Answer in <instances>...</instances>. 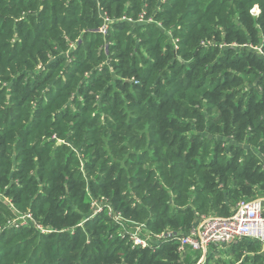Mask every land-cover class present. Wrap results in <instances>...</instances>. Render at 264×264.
<instances>
[{"label":"trees","instance_id":"trees-1","mask_svg":"<svg viewBox=\"0 0 264 264\" xmlns=\"http://www.w3.org/2000/svg\"><path fill=\"white\" fill-rule=\"evenodd\" d=\"M261 194L264 0H0V264H191L113 215L183 235Z\"/></svg>","mask_w":264,"mask_h":264},{"label":"built area","instance_id":"built-area-1","mask_svg":"<svg viewBox=\"0 0 264 264\" xmlns=\"http://www.w3.org/2000/svg\"><path fill=\"white\" fill-rule=\"evenodd\" d=\"M103 19L104 25L100 31L105 33L110 19L105 14ZM92 205L94 215L100 210V206L96 202H92ZM108 214L110 215L111 213L109 212ZM16 220H19V222L17 223ZM113 220L119 226L121 234L125 237L127 236L132 245L152 247L153 244L159 243V241L171 238L176 239L177 253L181 261L187 254L192 256L200 252V257L196 262L204 264L208 256L206 253L208 249L214 246L235 243L243 238L253 239L264 246V209L258 198H242L238 200L232 213L227 216H202L183 235L164 232L153 233L143 223H133V226L127 229L125 221L119 214L113 215ZM29 221L34 222L31 214L26 213L15 218L10 224L14 223L13 225L19 226ZM36 226L41 232H47L38 224Z\"/></svg>","mask_w":264,"mask_h":264},{"label":"crops","instance_id":"crops-1","mask_svg":"<svg viewBox=\"0 0 264 264\" xmlns=\"http://www.w3.org/2000/svg\"><path fill=\"white\" fill-rule=\"evenodd\" d=\"M256 198L260 199L261 203H262V206H263V209H264V194H261L259 196H257ZM234 210V208L232 209V211ZM233 243H229V244H224V245H221V246H214V247H211L210 249H208V251L206 252L207 255L209 254H212L214 253V257L215 259L216 258H219L220 259H226L228 256L227 255V251L228 249L230 248V245H232ZM261 245V244H260ZM263 248V251H264V246L261 245ZM200 252H197L196 254L192 255V256H188L189 257V261H193V259H195L191 264H200L197 261V259L200 257ZM188 255V254H187Z\"/></svg>","mask_w":264,"mask_h":264},{"label":"rangeland","instance_id":"rangeland-1","mask_svg":"<svg viewBox=\"0 0 264 264\" xmlns=\"http://www.w3.org/2000/svg\"><path fill=\"white\" fill-rule=\"evenodd\" d=\"M257 9H258V7L255 5L254 7H253V9H252V13H256L257 12ZM146 11L145 10H141L137 15H136V17H126V16H122L121 17V19L123 18V19H126V20H130V21H132V22H140V23H155L156 25H158V26H160V22H158V21H155L154 19H153V17L151 16V15H149V16H146V13H145ZM110 19V18H109ZM104 25V24H103ZM103 25L99 28V30L103 27ZM3 201H7V199L6 198H4L3 199ZM10 207H12V205L10 206ZM12 209V211H14L15 213H16V211L13 209V208H11ZM109 212H107V214H108ZM203 216H206V215H203ZM208 216V215H207ZM216 216H221V215H216ZM222 217V216H221ZM201 218V217H200ZM260 247L261 248H263L261 245H260ZM224 259V258H223ZM226 259H228V258H226ZM222 260V259H221ZM216 261L217 260H211L210 262H206V260H205V262H204V264H216ZM218 261H220V260H218ZM217 261V262H218ZM230 261H232L233 262V259H230ZM239 262V261H238ZM237 262V263H238ZM236 263V262H235ZM219 264H220V262H219Z\"/></svg>","mask_w":264,"mask_h":264}]
</instances>
